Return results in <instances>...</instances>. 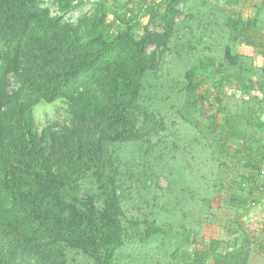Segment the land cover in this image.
<instances>
[{
	"label": "trees",
	"instance_id": "1",
	"mask_svg": "<svg viewBox=\"0 0 264 264\" xmlns=\"http://www.w3.org/2000/svg\"><path fill=\"white\" fill-rule=\"evenodd\" d=\"M46 2L0 0V264H248L250 248L264 256V221L250 233L229 219L231 241L189 249L185 230L127 213L116 151L145 155L175 129L197 130L188 143L196 152L241 170L226 183L228 205H264V50L259 67L240 51L262 47L261 11L245 21L242 0H143L147 23L114 31L106 0H52L56 14ZM88 4L75 25L70 15ZM194 31L222 39V61L193 52L185 40ZM156 51L182 74L172 91L179 107L144 94ZM232 82L246 110L226 100ZM55 102L70 126L42 136L33 110Z\"/></svg>",
	"mask_w": 264,
	"mask_h": 264
},
{
	"label": "rangeland",
	"instance_id": "2",
	"mask_svg": "<svg viewBox=\"0 0 264 264\" xmlns=\"http://www.w3.org/2000/svg\"><path fill=\"white\" fill-rule=\"evenodd\" d=\"M252 1L242 0L240 5L241 16L245 21L254 15V11L248 8ZM142 2L143 0H106V22L112 24L114 31L125 20L132 22L135 19L136 23L141 22L145 25L147 18L140 16ZM46 5L52 14L57 13L52 0H47ZM90 6L91 4H88L70 15L75 25L81 12H90ZM260 16L261 21H264L263 14L260 13ZM178 19H184V15L179 16ZM148 29L154 32L161 31V27L155 25H149ZM259 38L263 42L262 47L251 49L240 46L242 55L250 58L249 62L253 67L261 65L264 28L259 32ZM185 42L191 46L196 45L197 51L193 52L199 56L212 58L216 64L222 61V39L218 35L204 36L202 32L194 31L193 34H187ZM153 51H155L154 47L148 48V53ZM157 54L159 60L157 59L153 70L145 78L144 94L151 103L168 99L166 106L179 107L172 91L179 88L182 74L176 69V62L171 65L167 63L166 53ZM225 91L229 96L226 100L233 110L235 106L246 110L248 99L238 94L235 82L227 86ZM252 96L259 95L255 93ZM153 111L156 112V108L153 107ZM204 112L211 113L206 107ZM33 114L37 132L42 136L58 133L70 126L71 118L63 102L40 104L34 108ZM172 132L174 134L166 136L162 144L152 142L151 146H154L150 150L145 148V155L125 147L116 150L117 153L122 154L125 162L123 164L125 184L121 193L126 212L135 214L153 212L161 224L172 227L175 232L185 230L191 243L189 249L209 244L213 240L221 241L223 244L231 241V238L226 236L224 225L227 220L236 217L240 218L248 232L256 231L264 221L262 203L238 210L228 205L226 183L238 179L241 170L234 167L222 168L221 161L210 163L205 151L196 152L197 148L194 150V146L188 143L193 139L191 132L197 133V130L180 127ZM189 191L194 192V202H192L193 195ZM75 259L78 264H86L81 257ZM247 262L264 264V256L250 248Z\"/></svg>",
	"mask_w": 264,
	"mask_h": 264
},
{
	"label": "crops",
	"instance_id": "3",
	"mask_svg": "<svg viewBox=\"0 0 264 264\" xmlns=\"http://www.w3.org/2000/svg\"><path fill=\"white\" fill-rule=\"evenodd\" d=\"M248 8L250 10H253L254 11V15L256 14L257 11H261V15L263 14L264 16V0H253L249 5H248ZM263 11V12H262ZM253 15V16H254ZM251 16V17H253ZM262 19V18H261Z\"/></svg>",
	"mask_w": 264,
	"mask_h": 264
},
{
	"label": "water",
	"instance_id": "4",
	"mask_svg": "<svg viewBox=\"0 0 264 264\" xmlns=\"http://www.w3.org/2000/svg\"><path fill=\"white\" fill-rule=\"evenodd\" d=\"M247 256H248V252L246 253V256H245V258H244V263L247 262Z\"/></svg>",
	"mask_w": 264,
	"mask_h": 264
},
{
	"label": "built area",
	"instance_id": "5",
	"mask_svg": "<svg viewBox=\"0 0 264 264\" xmlns=\"http://www.w3.org/2000/svg\"><path fill=\"white\" fill-rule=\"evenodd\" d=\"M261 175H264V168H263L262 171H261Z\"/></svg>",
	"mask_w": 264,
	"mask_h": 264
}]
</instances>
